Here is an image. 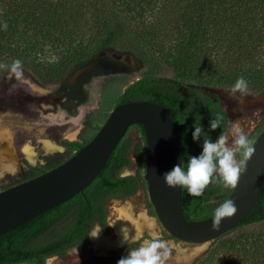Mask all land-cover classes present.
I'll use <instances>...</instances> for the list:
<instances>
[{"label": "trees", "instance_id": "16d2710c", "mask_svg": "<svg viewBox=\"0 0 264 264\" xmlns=\"http://www.w3.org/2000/svg\"><path fill=\"white\" fill-rule=\"evenodd\" d=\"M103 51L172 70L170 77L140 76L125 87L116 104L135 99L162 104L179 129L186 170L189 157L202 151L203 139L212 141L227 125L226 112L204 85L230 89L243 76L249 95H264V0H0V83L19 61L17 69L38 83L56 79L52 95L71 102V107H61L75 113L88 101L86 84L100 71H84L73 82L66 75ZM218 117L223 118L220 127L211 130L209 121ZM199 125L207 135L194 141L192 132ZM131 126L140 130L145 143L141 124ZM125 134L84 189L0 235V264H45L47 257L64 255L72 245L90 249V226L97 222L106 227L104 199L133 194L139 184L134 175L119 174L131 165ZM60 142L73 152L85 143ZM28 167L38 174L45 171ZM223 189L216 178L198 197L182 189L185 217L199 220L214 214L220 204L212 197ZM261 221L264 168L250 212L186 264H264V231L230 234ZM53 231V237L36 242ZM120 258L111 253L81 264H116Z\"/></svg>", "mask_w": 264, "mask_h": 264}, {"label": "rangeland", "instance_id": "374dc122", "mask_svg": "<svg viewBox=\"0 0 264 264\" xmlns=\"http://www.w3.org/2000/svg\"><path fill=\"white\" fill-rule=\"evenodd\" d=\"M107 52L103 51L96 61L78 67L66 75V79L73 82L83 71L89 69L100 71V75L86 84L88 101L79 105L75 109V113H70L61 107V105L67 108L71 107V102L66 103L59 96L52 95L58 85L56 79L46 78L43 83H38L27 72L20 69H17L19 75L12 71L6 75L0 83V134L5 135L6 140L9 136L14 135L18 150L17 156L20 160L23 158L20 147L27 138L32 141L33 148L38 146L35 135L39 133L35 129L33 119L39 114H49L59 125L57 129L48 127L41 137L53 138L54 140L61 138L62 131L70 127L69 124L67 126L60 125V122L64 121L65 118L67 123L70 119L71 122L78 125L80 138L86 142L104 122L127 85L145 74L165 77L173 75L172 70L168 67L161 66L158 68L151 64L140 65L129 54H118L110 51V56ZM122 56H124L123 60H119ZM204 90L216 97L226 112L227 125L224 133L232 127L233 122H238L248 139L253 141L264 128V95H248L244 97L243 103H239L237 99L229 97L228 89L204 85ZM125 138L130 140L128 156L131 159V165L122 168L119 174L128 173V175L137 177L139 184L136 191L130 195L105 198L106 227L103 228L97 222L90 226L88 230L90 249L86 250L79 244L72 245L64 255H54L52 264H81L111 253L119 256V258L125 257L129 248L139 247L146 240H157L166 245V249L161 250H166L168 253L165 264H186L210 247L211 241L185 242L171 237L165 230L149 200L147 183L144 179L146 146L143 136L136 126H131L128 128ZM229 143L231 144V141ZM33 148L31 153L42 158L40 166L46 169L52 168L73 153L62 150L40 152V148L33 152ZM239 159L241 157L237 154V160ZM37 174L36 171L28 167V164L22 162L16 164L0 162V190L8 187L9 182L16 181L17 183ZM230 191L231 189L224 188L222 192L215 194L211 201L216 205L221 204L226 200ZM97 226L102 227L99 232L101 239L98 244L92 241L89 235L91 229ZM261 231H264V221L237 229L230 234L240 232L251 234ZM123 232L129 236V243L123 241ZM55 234V231L46 233L36 242L49 239ZM15 264H32V262Z\"/></svg>", "mask_w": 264, "mask_h": 264}, {"label": "water", "instance_id": "95a60500", "mask_svg": "<svg viewBox=\"0 0 264 264\" xmlns=\"http://www.w3.org/2000/svg\"><path fill=\"white\" fill-rule=\"evenodd\" d=\"M107 54L111 56L110 51ZM99 57L95 56L88 63ZM135 122L141 124L145 138L144 179L149 200L171 237L191 243L209 242L233 228L250 212L259 196L264 168V128L253 139L255 152L246 161L237 186L226 198L236 207L235 214L222 218L219 228L213 229V214L199 220L187 219L183 213L182 189L168 187L163 180L164 173L182 162L179 129L172 115L160 103L135 99L117 103L93 136L69 157L42 173L0 190V235L84 189Z\"/></svg>", "mask_w": 264, "mask_h": 264}, {"label": "clouds", "instance_id": "9594fccd", "mask_svg": "<svg viewBox=\"0 0 264 264\" xmlns=\"http://www.w3.org/2000/svg\"><path fill=\"white\" fill-rule=\"evenodd\" d=\"M19 64V61H14L11 68V71L17 75H19L17 72ZM227 93L229 97L243 103L244 97L249 95L248 84L244 77H239ZM222 119V117L211 119L209 128L215 130L220 127ZM202 134L207 135L202 126H195L192 139L198 141ZM253 145L254 142L248 139L240 124L233 122L232 127L226 133L220 134L214 142L209 137L203 139L202 151L198 156L189 157L186 170L182 161L181 164L173 166L170 171L164 173L163 180L168 187L178 186L186 190L191 197L201 196L213 178H216L223 188L234 189L245 170L246 161L255 152ZM237 154L241 159L237 160ZM127 175L128 173L124 174V176ZM235 212L236 207L233 202L224 201L214 210L211 227L219 228L222 218L231 217ZM101 228L97 226L89 235L96 238ZM123 241L129 243V236L124 232ZM162 249H166L163 242L146 240L139 247L129 248L127 256L118 259L116 264H165L168 253L166 250L161 251Z\"/></svg>", "mask_w": 264, "mask_h": 264}, {"label": "crops", "instance_id": "0c3cea01", "mask_svg": "<svg viewBox=\"0 0 264 264\" xmlns=\"http://www.w3.org/2000/svg\"><path fill=\"white\" fill-rule=\"evenodd\" d=\"M64 112V111H63ZM66 113V111H65ZM33 122L35 124V129L37 131V135H35V141H38V146L33 148V143L32 141L27 138L25 143L23 145H21L20 147V151H22L23 153V158L20 160V158L17 156V145H16V138L14 137V135L9 136L6 140V136L0 134V162L1 163H6V164H12V163H18V162H22L24 164H28L31 166H35V167H40L43 168L44 170H47L46 168L40 166L41 162H42V158L39 157L38 155H33L31 153V149L33 148L35 152V150L37 148H40V152H52L53 150H62L65 152H73V151H68L62 144H61V140L65 139V140H69V141H73V140H78L80 142H83L80 138L79 135V128L78 125H75L73 122H71V120H65L60 122V125H66L69 124L70 127H68V129H64V131H62V135L60 136L61 138H59L58 140H54L53 138H44L41 137L43 135V133L46 132V129L49 127L51 129H57L58 128V122L55 121V119H53L51 116L48 115H44V114H39L38 116H36L33 119ZM63 123V124H62ZM67 128V127H66ZM27 168V167H26ZM16 183L13 182H9V185H12ZM5 187V186H4Z\"/></svg>", "mask_w": 264, "mask_h": 264}, {"label": "bare ground", "instance_id": "6f19581e", "mask_svg": "<svg viewBox=\"0 0 264 264\" xmlns=\"http://www.w3.org/2000/svg\"><path fill=\"white\" fill-rule=\"evenodd\" d=\"M94 229H95V228L91 229L90 233H91ZM90 238H91L92 241H94V242H96V243L98 244L99 241H100V239H101V236H100V234L98 233V236H97L96 238H93V237H91V236H90ZM99 247H100V246H99ZM53 257H54V256L48 257V258L46 259V264H52V258H53Z\"/></svg>", "mask_w": 264, "mask_h": 264}, {"label": "flooded vegetation", "instance_id": "af4514ba", "mask_svg": "<svg viewBox=\"0 0 264 264\" xmlns=\"http://www.w3.org/2000/svg\"><path fill=\"white\" fill-rule=\"evenodd\" d=\"M84 72V71H83Z\"/></svg>", "mask_w": 264, "mask_h": 264}]
</instances>
